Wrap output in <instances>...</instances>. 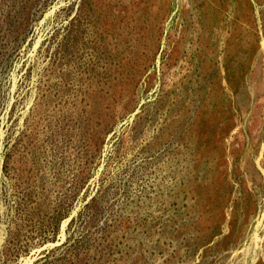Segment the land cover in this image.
I'll list each match as a JSON object with an SVG mask.
<instances>
[{
    "label": "rangeland",
    "instance_id": "374dc122",
    "mask_svg": "<svg viewBox=\"0 0 264 264\" xmlns=\"http://www.w3.org/2000/svg\"><path fill=\"white\" fill-rule=\"evenodd\" d=\"M0 264H264V0H0Z\"/></svg>",
    "mask_w": 264,
    "mask_h": 264
}]
</instances>
